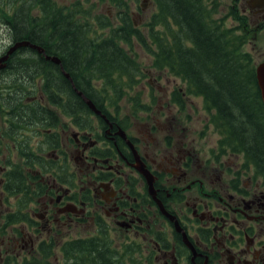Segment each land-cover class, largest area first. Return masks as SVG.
<instances>
[{"label": "flooded vegetation", "instance_id": "obj_1", "mask_svg": "<svg viewBox=\"0 0 264 264\" xmlns=\"http://www.w3.org/2000/svg\"><path fill=\"white\" fill-rule=\"evenodd\" d=\"M206 1L225 27L245 17L258 83L264 0ZM0 27V264H264L261 90L238 111L140 64L150 99H92L98 112L72 98L75 81L44 46L7 56L18 37Z\"/></svg>", "mask_w": 264, "mask_h": 264}, {"label": "trees", "instance_id": "obj_2", "mask_svg": "<svg viewBox=\"0 0 264 264\" xmlns=\"http://www.w3.org/2000/svg\"><path fill=\"white\" fill-rule=\"evenodd\" d=\"M113 1L123 9L119 23L114 26L109 15L100 14L93 17L94 26L95 20L98 23L93 32L89 14L79 9L80 1L65 6L57 0H0V20L14 27L18 41L29 39L59 55L77 87L91 99H138L134 91L143 72L134 52L137 45L151 55L154 68L183 75L187 89L206 99L217 103L223 99L244 111L243 104L260 96L256 65L242 52L248 39L242 28L244 16L239 27L228 28L215 18L216 1L154 0L160 13L146 23L145 35L134 24L128 0ZM175 32L177 43L173 45ZM187 40L191 47L182 45ZM244 74L252 75L253 80L245 82ZM62 79L69 87L67 79ZM72 93L80 103L82 98ZM254 135L256 153L264 161V138L259 132Z\"/></svg>", "mask_w": 264, "mask_h": 264}, {"label": "rangeland", "instance_id": "obj_3", "mask_svg": "<svg viewBox=\"0 0 264 264\" xmlns=\"http://www.w3.org/2000/svg\"><path fill=\"white\" fill-rule=\"evenodd\" d=\"M60 5H65V6H69L72 5L75 2L80 1V6L79 9L84 10V13H88L89 14V21L91 23L92 26V32L94 31V29H96L97 27V20H95V26H94V20L93 17L95 19L96 16L102 14V15H109L110 19L112 21L113 25H117L118 24V18H119V13L122 11V9L116 4V2H114L113 0H106L103 2H99V0H57ZM128 8H129V13L130 15H132L133 19L135 20L137 27L143 29V26L145 25V23L148 22L149 18L151 17V15L153 14V12L155 11V4H154V0H128ZM89 11V12H87ZM4 27H0V47H2L4 44L2 43V36L1 34L4 33ZM106 33L108 32V29L105 30ZM259 43L264 45V36L258 40ZM138 46V45H137ZM135 47L134 52L135 56L138 58V60L142 63V65H144L146 67V70H150V64H151V58L150 56L144 51L142 50L140 47ZM262 48V47H261ZM264 48V46H263ZM256 62H260L262 60V58L260 56L257 57ZM152 71V70H150ZM169 76L170 81L166 80V78L162 79L161 85L162 86H167L169 88V90L173 89V83L171 81H178V83H180V80L175 79V77L170 74L169 72L167 73ZM155 82V80L153 81ZM146 83H140L138 85V89L142 91V96L143 99H150L148 97V94L144 91V89H147L145 86ZM155 88H157V90H159L160 92L163 93V97L166 99L169 95V93L165 92V91H161L158 88V85H154ZM160 95V94H159ZM161 96V95H160ZM124 101H122V105H124V107H126L129 103V101L125 98H123ZM193 99H197L193 96Z\"/></svg>", "mask_w": 264, "mask_h": 264}, {"label": "water", "instance_id": "obj_4", "mask_svg": "<svg viewBox=\"0 0 264 264\" xmlns=\"http://www.w3.org/2000/svg\"><path fill=\"white\" fill-rule=\"evenodd\" d=\"M31 45L34 48H38L40 51H43V47L36 45V44H32L31 41L29 40H22V41H18L17 43H15L8 51L7 56L13 52L14 49L19 48V47H24V46H28ZM12 51V52H11ZM48 58H52L55 62L60 63V58L59 57H48ZM6 59V56L2 58V60L4 61ZM1 62V59H0ZM4 66V65H2ZM0 66V67H2ZM66 75L68 77H70L69 73H66ZM257 77H258V85L259 88L261 90V95L263 98V102H264V62L260 63L257 67ZM77 92L79 95H81L84 99H86V101L88 102V104L90 105L91 108H93L94 110L98 111L99 110L96 108L95 104L89 100L90 98H88L87 96L84 95V93L82 91H79L77 89Z\"/></svg>", "mask_w": 264, "mask_h": 264}, {"label": "bare ground", "instance_id": "obj_5", "mask_svg": "<svg viewBox=\"0 0 264 264\" xmlns=\"http://www.w3.org/2000/svg\"><path fill=\"white\" fill-rule=\"evenodd\" d=\"M19 41H22V40H19ZM17 42H18V41H17ZM17 42H16V43H17ZM13 45H14V44H13ZM13 45H12V46H13ZM19 48H21V47H19ZM17 49H18V48L14 49L13 52H14L15 50H17ZM11 52H12V51H11ZM13 52H12V53H13ZM22 52H23V51H22ZM12 53H11V54H12ZM48 53H49V52H48ZM48 57H58V56H56V55L54 56V55L52 54V56H48ZM59 58H60V57H59ZM49 59H50L52 62L56 63V64L63 65V63H62L63 60H61V58H60V61H61L60 63L55 62L52 58H49ZM9 60H10V59H9ZM9 60H8V61H9ZM11 63H13V62H11ZM16 64H17V63H16ZM10 67H11V66H10ZM8 68H9V67H8ZM66 73H68V72L65 70V74H66ZM69 74H70V73H69ZM66 76H67V75H66ZM67 77H68V76H67ZM71 77H72V76L70 75L69 78H71ZM77 89H78L79 91H82V90H80L78 87H76V91H77ZM82 92L84 93L85 96H87L86 93H85L84 91H82ZM77 94H78V92H77ZM78 95H79V94H78ZM79 96H80L82 99H84L81 95H79ZM87 97H88V96H87ZM88 98H90V97H88ZM85 100H86V99H85ZM89 100H91V101L93 102V100H92L91 98H90ZM86 102H87V101H86ZM87 103H88V102H87ZM93 103H94V102H93ZM94 104H95V103H94ZM88 105H89V104H88ZM89 106H90V105H89ZM95 106H96V105H95ZM90 108H91V107H90ZM96 108H97V106H96ZM91 109H93V108H91ZM97 109H98V108H97ZM93 110H94V109H93ZM95 111H96V110H95Z\"/></svg>", "mask_w": 264, "mask_h": 264}]
</instances>
